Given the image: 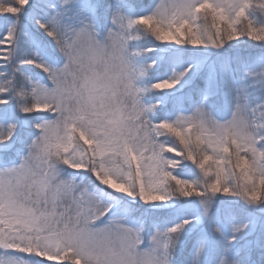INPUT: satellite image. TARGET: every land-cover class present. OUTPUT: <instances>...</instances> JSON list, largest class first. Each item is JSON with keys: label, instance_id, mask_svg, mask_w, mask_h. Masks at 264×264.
I'll use <instances>...</instances> for the list:
<instances>
[{"label": "snow or ice", "instance_id": "obj_1", "mask_svg": "<svg viewBox=\"0 0 264 264\" xmlns=\"http://www.w3.org/2000/svg\"><path fill=\"white\" fill-rule=\"evenodd\" d=\"M0 264H264V0H0Z\"/></svg>", "mask_w": 264, "mask_h": 264}]
</instances>
